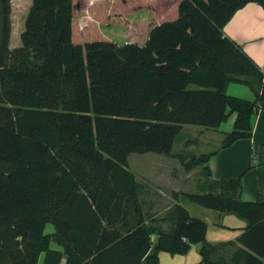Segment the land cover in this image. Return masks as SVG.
<instances>
[{
	"label": "trees",
	"instance_id": "16d2710c",
	"mask_svg": "<svg viewBox=\"0 0 264 264\" xmlns=\"http://www.w3.org/2000/svg\"><path fill=\"white\" fill-rule=\"evenodd\" d=\"M11 1L0 0V264H159L161 250L195 243V264H264V188L245 200L244 173L213 178L219 149L173 152L184 125L218 128L232 112L220 148L252 137L264 69L224 27L264 0H32L15 45ZM119 15L138 40L108 36ZM230 82L255 98L229 94ZM149 151L201 166L202 191L185 195L247 219L231 262L212 257L208 221L178 202L172 231L146 223L129 156Z\"/></svg>",
	"mask_w": 264,
	"mask_h": 264
},
{
	"label": "crops",
	"instance_id": "0c3cea01",
	"mask_svg": "<svg viewBox=\"0 0 264 264\" xmlns=\"http://www.w3.org/2000/svg\"><path fill=\"white\" fill-rule=\"evenodd\" d=\"M224 32L237 41L264 69V7L260 3L250 1L239 8L225 25ZM227 92L248 99L255 98L253 89L239 82H230L227 86ZM236 117L237 112L230 113L228 119L223 121L218 128H213V131L217 130L218 133L225 136L226 132L232 130ZM222 138L220 139L221 142ZM263 144L264 109H261L253 117L252 137L240 138L225 148H220L221 143H218V147L215 148L219 149L218 152L214 153L209 160L213 178L221 179L244 173L241 197L245 200H256L259 191L264 188V164L261 162ZM172 171L179 173L180 176L184 175L180 169ZM135 176L139 182L138 197L147 224L172 231L176 221L172 209L174 204L178 202L185 206L193 216L208 221L207 239L208 242L216 246L212 252L214 259L222 258L231 262L243 247L239 237L248 225L247 219L233 212H221L192 201L185 195L187 191H181L180 183H183L185 179H182V182V180L180 181L181 178L175 177V175L171 186L169 184L166 186L159 180L148 181L147 178L140 181L136 173ZM176 192L179 193L178 199L174 196ZM151 239L155 243L157 234H152ZM201 248V243H195L186 254H173L161 250L158 254L159 264H195L201 262ZM65 262L66 257H63L62 264ZM141 264L150 263L144 259ZM202 264L206 263L203 262Z\"/></svg>",
	"mask_w": 264,
	"mask_h": 264
},
{
	"label": "rangeland",
	"instance_id": "374dc122",
	"mask_svg": "<svg viewBox=\"0 0 264 264\" xmlns=\"http://www.w3.org/2000/svg\"><path fill=\"white\" fill-rule=\"evenodd\" d=\"M12 12L11 19L13 30L11 41L12 44H16L18 40L15 35L19 32L21 26V20L23 14L29 8L32 0H12ZM125 5V2L121 0ZM118 6L121 7V4ZM120 10V11H121ZM124 16L119 15L115 17V21L112 27L113 29L108 36L115 39L119 43H123L129 40H138L136 38V32L129 28L123 20ZM112 25V26H113ZM140 41V40H139ZM19 44V43H17ZM224 138L221 133H218L217 130L213 131V128L197 126L194 124L184 125L182 131L177 135L174 141L173 152L174 153H200V152H209L213 151L218 147V143H221V138ZM222 138V139H223ZM221 146V145H220ZM129 167L137 175V178L140 181H143L144 178H147L148 181H157L162 184H169L173 177H179L185 179L181 184V191H192L200 192L202 191L200 181H203V172L202 167L198 166L192 170H184L183 161L177 155H167L157 152H133L129 156ZM182 170L183 176H180L179 173H174L172 170ZM188 200V199H186ZM195 204V203H194ZM47 232H53L54 226L52 223H48ZM52 248L62 249V247L55 241L51 242ZM58 264H62V261Z\"/></svg>",
	"mask_w": 264,
	"mask_h": 264
}]
</instances>
